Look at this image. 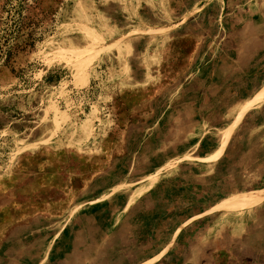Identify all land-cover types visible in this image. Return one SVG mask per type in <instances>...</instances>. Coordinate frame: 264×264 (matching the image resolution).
<instances>
[{
    "label": "rangeland",
    "instance_id": "1",
    "mask_svg": "<svg viewBox=\"0 0 264 264\" xmlns=\"http://www.w3.org/2000/svg\"><path fill=\"white\" fill-rule=\"evenodd\" d=\"M0 264H264V0H0Z\"/></svg>",
    "mask_w": 264,
    "mask_h": 264
}]
</instances>
